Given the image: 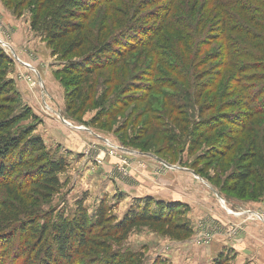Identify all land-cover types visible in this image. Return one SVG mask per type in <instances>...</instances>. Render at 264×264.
Masks as SVG:
<instances>
[{"label": "rangeland", "instance_id": "obj_1", "mask_svg": "<svg viewBox=\"0 0 264 264\" xmlns=\"http://www.w3.org/2000/svg\"><path fill=\"white\" fill-rule=\"evenodd\" d=\"M226 1L108 0L88 15L83 48L63 61L51 55L44 35L29 27L33 5L40 0H9L11 7L20 6L19 17L0 0V52L12 62L6 80L12 82L22 106L29 108L27 97L35 100L36 94L49 125L62 130L49 133L40 128L42 121L34 114L35 119L22 126H34V135L44 138L54 159L64 158L71 166L81 162L80 169L70 167L59 175L64 186L38 203L39 213L52 212L54 219L72 215L75 208L67 203L66 187L79 173L86 182L85 198L90 199L88 214L99 205L96 193L109 183L112 192L101 201L118 219L130 201L137 205L146 197L162 201L155 199L163 190L161 182L182 176L186 184L195 180L198 188L187 191L189 204L179 202L185 212L181 220L191 227V237L176 241L138 228L122 243L112 244L110 251L132 254L131 264H238L234 250L225 243L238 242L244 234L239 221L245 218L264 227L263 197L240 199L224 188L232 183L227 177L236 171L250 144L257 149L262 144L264 115H254L253 107L264 98V22L224 9ZM3 15L22 28L27 24L23 44ZM138 26L144 33L151 31L150 37L124 44L120 59L92 74L86 84L81 76L57 75L69 58L86 56ZM42 52L51 59L45 66L39 62ZM45 70L53 76L45 80L49 93L39 74ZM22 89L29 90V96ZM68 90L71 108L66 110ZM255 92L262 97L252 104L248 96ZM233 120H240L241 126ZM65 144L72 150L67 151ZM124 189L130 192L124 195ZM204 235L209 244L197 245ZM88 261L81 257L78 264Z\"/></svg>", "mask_w": 264, "mask_h": 264}, {"label": "trees", "instance_id": "obj_2", "mask_svg": "<svg viewBox=\"0 0 264 264\" xmlns=\"http://www.w3.org/2000/svg\"><path fill=\"white\" fill-rule=\"evenodd\" d=\"M1 1L19 17L20 6L11 7L9 0ZM107 1L40 0L33 5L29 27L44 35L52 56L64 61L83 48L88 15ZM223 4L224 9L233 8L249 19L264 22L261 0H227ZM143 30L141 26L127 28L86 56L79 55L75 61L69 58L57 75L81 76L86 84L92 74L120 59L124 44L149 38L151 31ZM242 33L248 35L247 31ZM68 39L69 43L64 44ZM11 64L0 52V264H78L81 257L90 260L86 264H131L132 254L111 252L110 248L112 244L122 243L133 230L149 228L176 241L191 237V227L181 220L185 215L184 205L164 203L152 197L130 205L119 219L104 201H100L92 215L84 207V200L75 203L72 215L54 219L52 212L39 213L38 203L49 200L63 187L59 175L68 164L63 158H53L43 140L34 135L33 125L22 126L35 117L29 108L21 105L12 82L6 80ZM67 93L66 110L71 108L70 91ZM261 95L260 92L249 95V102L255 103ZM257 105L259 108L253 107L254 115H264V98ZM233 122L240 125V120ZM261 142L259 149L251 143L249 151L240 156L236 171L227 177L232 183L224 188L225 193L240 199L263 197L264 204V129Z\"/></svg>", "mask_w": 264, "mask_h": 264}, {"label": "crops", "instance_id": "obj_3", "mask_svg": "<svg viewBox=\"0 0 264 264\" xmlns=\"http://www.w3.org/2000/svg\"><path fill=\"white\" fill-rule=\"evenodd\" d=\"M2 18L4 19L7 26L8 25L11 26L12 28L15 29V33H19L20 38H21V35H23V34L25 35L24 30L27 29V24L23 23V28H22V26L19 22L13 20L8 15H3ZM10 19H12V20H10ZM25 36H28V35L26 34ZM23 40H24V38H23ZM23 40H22V38L20 39V42H22L21 44H23ZM25 41H27V40H25ZM29 46L31 48L34 47L33 42L29 43ZM42 55H43V57L41 58V60L39 62H41L42 65L45 66V65H47V61L49 62V61H51V59H50V57H46L43 52H42ZM43 58H44V61H43ZM38 63H37V65H38ZM15 70H16L15 71L16 73H20V75H22L21 69L16 68ZM39 74L41 75L40 79L43 82L44 89L46 90V92L48 91V93H49V89L47 87L48 83H46L45 80L48 77H50V78L53 77L51 72L50 71L47 72L45 70V72L39 71ZM51 82H53V78L51 79ZM53 84L55 85L54 82H53ZM22 90H23L24 95L29 96V94L31 93L27 89H22ZM33 95L35 96L34 97L35 100H33V98L27 97V100H29V101L26 104L25 103L24 104L26 106H28L31 109L32 113L36 117L40 118V120L42 121V123L39 125V127L40 128H43V127L48 128L49 133H55V132H58V130H62L60 128V126H58V125H57L58 127H56V125H53V126L49 125L48 116L46 114H44V112H43L44 110L41 109V106L39 105L40 101L36 100V94H33ZM50 98H51V100L53 99V97H50ZM50 102L51 101L48 99L47 103L50 104ZM40 138L44 139L41 135H40ZM43 142L45 144V140H43ZM45 146H47V145L45 144ZM64 146H65L67 151L72 150L70 146H68L66 144ZM52 149H54V147H52ZM68 158L72 159V155H71V157H68ZM80 163H77L74 166H71V163H70V164H68L69 165L68 168L71 167L74 169H76V168L80 169L79 168L81 165ZM71 175L72 174H70L69 176H71ZM79 176H81V173H79V175L76 177V179H74V181L73 180L70 182L68 181V185L66 187V188H68V190H67V192H68L67 193V203H70L71 206L74 208H75V203L79 200H84V204H83L84 207H87L89 205L88 203L90 201V199L85 198V196L87 195V194H85V193H87V189H84L83 185L86 184V182H83V180H80ZM74 178H75V175H74ZM64 181H65V179L61 180L62 183H64ZM102 186H103V191L100 190V194L96 193L97 197H98V195H100L98 200L95 199L96 205L98 203H100V201L103 199L102 197H105V195H108L109 193L112 192V190H110L111 192H108L109 191L108 188H110L109 183L106 185L104 184ZM104 187H107V189ZM160 187L163 188V190L160 192V197H156L155 199L162 200V202L178 201V202H182V203H186V204H189V201L191 202V200H189L191 198V196L187 195V191H193V190L198 189L197 183L195 182V180H193V181L188 180L187 184H186V181H183L182 176H178V175H177V177L175 176L173 178H171V176H170L168 181H162L160 184ZM126 191L127 190L124 189V195L126 193L128 194V192H130V191H127V192ZM182 193H184L186 195V198L182 197L180 195ZM139 196L143 197L142 195H139ZM133 203H135V202H133ZM130 205H132V201H130V203L126 204V207L123 210L124 212H123L122 216L124 215V213L126 212V210L128 209V207ZM239 223H241V224L243 223L244 234L242 236L239 235L240 237L238 236L239 240L236 244L234 242V239L228 241L227 243H229V244H227V243H225V244L229 248H231V250L232 249L234 250V254L236 255V261L238 264H244L245 262H249L250 264H264V227H263V224L259 223V222L257 223L255 220H252V219L250 220V219H246V218L243 219L242 222L239 221ZM251 233H253V234H251Z\"/></svg>", "mask_w": 264, "mask_h": 264}, {"label": "built area", "instance_id": "obj_4", "mask_svg": "<svg viewBox=\"0 0 264 264\" xmlns=\"http://www.w3.org/2000/svg\"><path fill=\"white\" fill-rule=\"evenodd\" d=\"M209 241H210V238L209 237H206L205 235L202 236L199 240H197V245H208L209 244Z\"/></svg>", "mask_w": 264, "mask_h": 264}, {"label": "water", "instance_id": "obj_5", "mask_svg": "<svg viewBox=\"0 0 264 264\" xmlns=\"http://www.w3.org/2000/svg\"><path fill=\"white\" fill-rule=\"evenodd\" d=\"M195 175V174H194Z\"/></svg>", "mask_w": 264, "mask_h": 264}]
</instances>
